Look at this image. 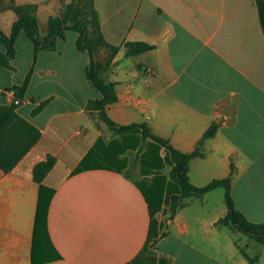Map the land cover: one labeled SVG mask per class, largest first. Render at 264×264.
Wrapping results in <instances>:
<instances>
[{
    "label": "crops",
    "instance_id": "crops-1",
    "mask_svg": "<svg viewBox=\"0 0 264 264\" xmlns=\"http://www.w3.org/2000/svg\"><path fill=\"white\" fill-rule=\"evenodd\" d=\"M13 1L36 6L44 36L49 18L60 16L70 0ZM7 2L0 0V16L11 13L5 34L16 19ZM94 6L106 42L153 46L133 56L121 47L113 57L104 76L117 100L107 116L119 125L144 123L184 153L217 123L189 160L188 180L200 188L231 173L235 207L249 221L264 222V34L255 0H94ZM76 37L67 31L53 51L34 59L20 32L11 67L0 66V105L14 100L10 88L32 68L15 111L40 131L11 171L0 169V264H264V252L247 254L254 240L216 225L227 213L221 197L217 204L210 200L216 189L184 198L172 217L163 202L150 245L137 151L151 142L114 134L89 114L88 100L100 94L85 77L90 59L76 49ZM48 155L55 163L40 185L32 171Z\"/></svg>",
    "mask_w": 264,
    "mask_h": 264
},
{
    "label": "trees",
    "instance_id": "trees-1",
    "mask_svg": "<svg viewBox=\"0 0 264 264\" xmlns=\"http://www.w3.org/2000/svg\"><path fill=\"white\" fill-rule=\"evenodd\" d=\"M258 12V19L264 34V1L255 0ZM6 8L16 14V19L11 25L10 33L4 34L0 29V66L10 68L11 61L15 56V41L20 32H23L30 40L34 52V59L39 51H53L58 40L64 39L67 31L77 34L75 47L78 51L87 52L89 63L85 67V77L91 87L96 89L100 97L88 100L86 109L90 115L97 117L117 135H140L143 143L146 140L151 145H141L137 151L141 153V164L143 171V194L148 204L151 217L148 232V241L151 246L155 243L156 234L153 230L155 223L153 216L160 209L163 202L169 203L170 217H172L182 200L186 197L200 196L211 190L222 188L224 191V203L227 213L220 218L216 225H230L235 230L245 234L249 239L264 246V222L254 223L249 221L234 205L230 193L231 173L223 178L212 180L204 187L193 186L187 176L189 160L197 156L203 142L214 136L217 130V123H212L203 133L201 139L193 152L184 153L175 149L167 139L153 134L150 128L144 123H131L119 125L111 120L106 114L108 105L116 102L117 96L114 83L106 80L104 71L111 65L113 57L123 47L126 56L138 55L153 48L144 42L125 41L121 45H113L104 39L101 29L98 12L94 6V0H70L63 4V12L60 16L50 17L48 30L44 36L38 32L34 4H15L8 0ZM100 51L106 54L102 59H97ZM32 68L25 75L20 85H13L14 100H24L25 91L29 85ZM12 101L7 105H0V169L3 172L11 171L16 163L25 155L29 149L36 144L40 137V131L29 121L19 116L15 109L18 104ZM49 98L41 101L32 108L30 115H36L48 102ZM34 103L35 99L30 98ZM164 155H160V150ZM55 163V158L48 155L45 160L38 162L32 171L33 180L42 184L46 174ZM170 165L167 175L162 169ZM152 174L149 177V174ZM168 199V200H167ZM149 245V244H148ZM145 248V247H144Z\"/></svg>",
    "mask_w": 264,
    "mask_h": 264
},
{
    "label": "rangeland",
    "instance_id": "rangeland-1",
    "mask_svg": "<svg viewBox=\"0 0 264 264\" xmlns=\"http://www.w3.org/2000/svg\"><path fill=\"white\" fill-rule=\"evenodd\" d=\"M2 1H4V0H2ZM8 14H11L10 12H6V13H2V15L0 16V23H1V31L3 32L4 31V29H5V27H6V18H7V16H8ZM4 33V32H3ZM5 34V33H4ZM69 34H72V33H69ZM103 58V57H102ZM101 58V55H98L97 56V59H102ZM26 109V107H22L21 108V111H23V110H25ZM144 147H145V144H144ZM165 169L166 170H168V165L165 167ZM141 185L143 186L144 185V183H141ZM217 191V193H214V194H216V195H212L211 196V202L213 203V204H217V202H218V200L220 199V197H221V199H222V202H224L223 201V199H224V191H223V189L222 188H217L216 189ZM219 194V195H218ZM219 196V197H218ZM223 230L224 231H226L227 232V228L226 227H223ZM239 232V231H238ZM239 234L241 235V236H245V237H247L245 234H243V233H241V232H239ZM263 252H264V246H262V245H260V244H258V243H256L255 242V247H252V248H250L249 249V251L247 252V254L250 256V257H254L255 255H257L258 253H262L263 254Z\"/></svg>",
    "mask_w": 264,
    "mask_h": 264
},
{
    "label": "water",
    "instance_id": "water-1",
    "mask_svg": "<svg viewBox=\"0 0 264 264\" xmlns=\"http://www.w3.org/2000/svg\"><path fill=\"white\" fill-rule=\"evenodd\" d=\"M16 103H20V101L19 100H14Z\"/></svg>",
    "mask_w": 264,
    "mask_h": 264
}]
</instances>
